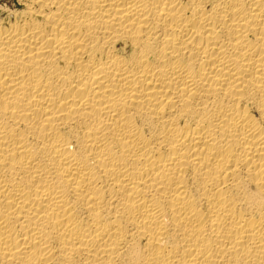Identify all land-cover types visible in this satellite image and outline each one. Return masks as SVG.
Returning <instances> with one entry per match:
<instances>
[{
	"label": "bare ground",
	"instance_id": "bare-ground-1",
	"mask_svg": "<svg viewBox=\"0 0 264 264\" xmlns=\"http://www.w3.org/2000/svg\"><path fill=\"white\" fill-rule=\"evenodd\" d=\"M0 264H264V0H0Z\"/></svg>",
	"mask_w": 264,
	"mask_h": 264
},
{
	"label": "rangeland",
	"instance_id": "rangeland-1",
	"mask_svg": "<svg viewBox=\"0 0 264 264\" xmlns=\"http://www.w3.org/2000/svg\"><path fill=\"white\" fill-rule=\"evenodd\" d=\"M5 2H9L10 3V0H4ZM14 1V0H13Z\"/></svg>",
	"mask_w": 264,
	"mask_h": 264
}]
</instances>
